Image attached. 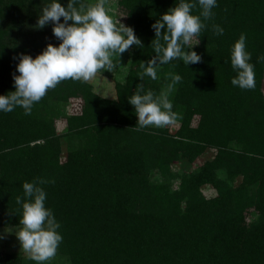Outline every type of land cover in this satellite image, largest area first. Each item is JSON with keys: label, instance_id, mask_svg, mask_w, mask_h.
Instances as JSON below:
<instances>
[{"label": "trees", "instance_id": "obj_1", "mask_svg": "<svg viewBox=\"0 0 264 264\" xmlns=\"http://www.w3.org/2000/svg\"><path fill=\"white\" fill-rule=\"evenodd\" d=\"M119 1L142 46H132L133 66L117 83L116 97L101 96L90 82L65 80L30 115L19 106L0 111V224H19L16 198L28 200L24 182L54 180L40 186L60 224L56 254L71 264H264V60H258L264 57V0H216L212 18L201 17L200 44L184 48L201 62L173 60L157 68L156 80H141L140 64L155 55L152 25L180 0ZM51 2L0 0V95L15 91L20 54L35 58L49 43H61L53 24L36 27ZM59 2L66 7L68 0ZM192 11L199 15L200 9ZM241 34L254 66L250 90L231 83L237 75L231 49ZM169 72L182 77L169 95L181 126L174 133L168 127L136 130L128 98L140 84L141 94L158 95L171 82ZM72 97L82 98L81 113L66 112ZM59 117L67 122L63 133ZM72 136L78 140L69 141L63 159V139ZM209 148L215 155L198 168L173 169L174 162L190 164ZM207 184L217 195L204 193ZM0 264L23 260L6 253Z\"/></svg>", "mask_w": 264, "mask_h": 264}, {"label": "clouds", "instance_id": "obj_2", "mask_svg": "<svg viewBox=\"0 0 264 264\" xmlns=\"http://www.w3.org/2000/svg\"><path fill=\"white\" fill-rule=\"evenodd\" d=\"M105 3L106 0H97L95 4L80 3L77 7V0H68L65 7L59 0H52L42 8L36 27L42 29L49 23L53 24V34L61 43L58 46L49 43L35 58L20 54L16 65L19 74H13L15 91L0 95V111L12 112L19 106L26 115H30L33 105L62 81H92L104 70L113 71L116 67L114 57H120L133 45L142 46L132 27L108 15ZM197 7L199 15L192 11ZM214 7L216 0H180L165 12L152 25L155 38L151 44L155 55L147 63L140 64L143 69L140 79L147 76L156 80L157 68L173 60H181L185 65L201 62L197 52L185 51L184 48L188 46L191 49L199 43L196 38L206 28L201 17L204 21L211 19ZM212 31L215 35H223L224 30L219 25H212ZM245 40V35L241 34L231 49V66L237 72L231 83L240 89L250 90L256 86L255 73L254 66L249 63L251 54L246 51ZM258 60H264V57ZM166 77L171 82L158 95L151 90L141 94L144 89L140 84L136 93L128 98L138 117L136 130L150 126L163 128L176 119L169 95L182 77L171 72ZM46 183L55 181L38 178L34 182H24V196L28 200L16 198V203L22 205V211L20 227L14 232L23 252L36 264H46L54 259L63 239L57 231L60 224L52 211L45 207L46 193L40 185Z\"/></svg>", "mask_w": 264, "mask_h": 264}, {"label": "rangeland", "instance_id": "obj_3", "mask_svg": "<svg viewBox=\"0 0 264 264\" xmlns=\"http://www.w3.org/2000/svg\"><path fill=\"white\" fill-rule=\"evenodd\" d=\"M89 4L97 3V0H88ZM105 9L115 21H120L121 23L127 25V12L123 8L122 4L119 0H106ZM196 39H199L197 37ZM195 43V40L193 41ZM200 44V39L199 43ZM198 44L193 45L196 47ZM134 50L131 47L128 51L124 52L120 57H114V63L116 67L113 69L112 72L104 70L103 72L99 73L95 79L89 81L93 85V89L100 94L101 96L105 97H116L117 96V83L118 82H125L129 76L130 68L133 66L132 58H133ZM159 68H165L164 65H160ZM83 109V100L81 97H72L66 104L65 110L68 114H77L81 113ZM200 120V114H195L192 118L193 125H197ZM56 126L58 131L63 133L67 130V122L66 119L63 117H59L56 121ZM181 126V122L178 119H175L173 123L166 126L169 128L171 133H174L179 127ZM152 128H155L151 126ZM73 138V140H72ZM78 139L75 137H71V140L68 138L63 139V153L62 158L65 159L66 157V148L69 143L76 142ZM215 155V149L209 148L205 153L200 155L194 162L188 164L187 161H176L173 163V169L178 173H184L186 170H192L198 168L208 159H212ZM158 178L161 176L157 175ZM180 178L175 179L174 186L177 187L179 185ZM203 191L208 197H213L217 195V190L214 186L207 184L203 186ZM253 215L251 216L248 214V220H252ZM20 227L19 224H0V255L12 253L15 255H19L22 257L23 264H36L35 261L30 260L27 255L21 249L20 243L18 238L15 235L16 230ZM6 231H13V232H6ZM46 264H71L70 261L65 257H60L56 254L55 258L51 261L46 262Z\"/></svg>", "mask_w": 264, "mask_h": 264}]
</instances>
